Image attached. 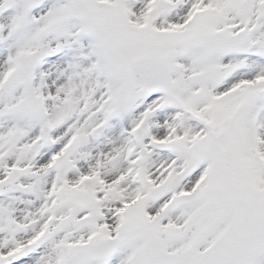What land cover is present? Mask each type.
<instances>
[{
    "label": "snow or ice",
    "instance_id": "obj_1",
    "mask_svg": "<svg viewBox=\"0 0 264 264\" xmlns=\"http://www.w3.org/2000/svg\"><path fill=\"white\" fill-rule=\"evenodd\" d=\"M0 264H264V0H0Z\"/></svg>",
    "mask_w": 264,
    "mask_h": 264
}]
</instances>
